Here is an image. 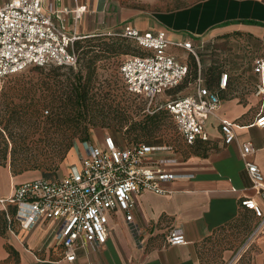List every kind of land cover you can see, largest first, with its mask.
Here are the masks:
<instances>
[{"label":"crops","instance_id":"obj_1","mask_svg":"<svg viewBox=\"0 0 264 264\" xmlns=\"http://www.w3.org/2000/svg\"><path fill=\"white\" fill-rule=\"evenodd\" d=\"M41 1L55 24L70 35H109L128 28L141 33L165 31L173 41L189 40L194 45L237 34L256 41V49L264 54V0H203L148 17L118 12L115 5L101 8L99 0ZM79 7L83 8L77 13ZM223 73L228 75L226 87L219 88V76L216 87L210 89L219 95V107L205 122L207 140L189 145H202L201 154L191 155L186 161L174 159L169 168L180 176L161 184L163 194L143 191L134 197L132 217L139 229L138 241L131 235L124 213L116 209L108 214L105 244L95 251L80 249L75 261L68 262L54 245L53 223L41 221L29 231L21 230L16 223L7 222L0 204V264L10 258L16 264H202L201 247L218 231L246 222L256 229L258 220L253 212L240 205L247 198L261 203L240 148L245 142L251 143L255 152L249 159L264 175V128L255 124L264 115V94L248 96L239 87H229L233 74ZM254 75L258 86L264 84V75ZM222 120L234 126L235 140L227 145L220 130ZM22 175L13 176L9 165L0 166V200L7 199L13 187L24 182H16ZM8 214L12 216V208H8ZM171 230L181 233L185 243L168 245L166 236ZM255 235L264 242V235ZM231 254L225 251L223 259H230ZM261 255L260 264H264V251Z\"/></svg>","mask_w":264,"mask_h":264},{"label":"built area","instance_id":"obj_2","mask_svg":"<svg viewBox=\"0 0 264 264\" xmlns=\"http://www.w3.org/2000/svg\"><path fill=\"white\" fill-rule=\"evenodd\" d=\"M111 36L127 39L140 51L139 55H126L119 64L117 74L126 91L145 100L148 109L163 94L155 110L169 115L183 142L192 145L206 141L204 125L219 107L217 94L202 84L200 76L192 94L172 96L169 93L188 74L187 63L172 50L180 49L196 57L192 42L173 41L165 31L141 33L128 28ZM80 38L62 31L45 11L41 0L0 3V87L7 78L29 67L75 68L77 56L73 44ZM254 73L264 75V57L255 59ZM227 80L226 73L220 75V89L226 87ZM257 94H264V84L258 86ZM255 124L264 128V115ZM220 130L226 145L235 140L233 124L222 120ZM164 150L167 148L141 143L129 145L109 135L103 137L101 145L84 141L78 163L63 177L37 178L15 185L10 196L0 200L2 211L8 223L14 222L24 231L33 229L41 221L53 223L54 245L61 249L68 262L75 261L80 249L95 251L105 244L108 214L116 209L124 213L129 231L138 241L139 229L132 217L134 197L143 191L163 194L161 184L180 176L169 168L174 159L155 156ZM254 152L250 142L241 145L240 157L261 203L247 198L240 205L251 210L258 220L254 235H264V175L249 159ZM8 208L13 209L12 216ZM166 243L181 245L185 240L177 230H171Z\"/></svg>","mask_w":264,"mask_h":264},{"label":"rangeland","instance_id":"obj_3","mask_svg":"<svg viewBox=\"0 0 264 264\" xmlns=\"http://www.w3.org/2000/svg\"><path fill=\"white\" fill-rule=\"evenodd\" d=\"M203 0H99V7L115 5L119 11H124L136 17H148L159 12H168L196 4ZM107 33V32H106ZM110 33V32H109ZM116 36L100 34L96 35L89 45L94 46L92 53L83 57L80 52L79 63L73 68V74L79 73L81 81L88 76L91 78V86L98 96L99 103L97 113H94L95 127L90 131L86 141L101 145L105 135L112 136L117 141H125L129 144H145L155 147H165L167 150L156 153V157L186 161L191 155L201 154L202 145L189 146L177 134L169 116L163 110H155L162 102L163 94L157 96L154 103L148 109V104L140 97L127 93L117 74L119 64L126 55H135L131 42H121V48L129 49L128 54H105L100 43L111 42ZM84 41V40H82ZM88 43L82 44L87 47ZM256 41L249 37L231 34L218 37L211 42H194L196 57L185 53L180 49L172 52L185 60L189 67V76L172 96L192 94L194 82L193 71L190 67L192 58L196 62L197 73L210 79L216 85L217 78L223 72H230L233 76L229 79V87H239L242 93L257 95L258 83L254 75V61L264 57L256 49ZM81 51V49L79 50ZM98 55L100 59L86 69L84 66L88 58ZM55 66H45L41 69L29 67L23 72L7 78L0 87V129H5L4 135L11 139L14 146L15 157L23 160L22 163L33 170L22 173L17 181H30L37 178L58 179L63 177L69 168L78 163L82 142L78 120L68 116L60 110L59 115L49 108L31 107L28 110V120L9 123L6 127L8 113L4 110V102L11 96V87L24 81L45 82L50 86L56 82H63L69 77V70L58 68L59 76L53 77L52 70ZM206 73H209L207 76ZM254 75V76H253ZM52 86H50L51 88ZM213 88V87H210ZM170 93V94H171ZM15 105L22 104L20 95H15ZM219 96V95H218ZM42 94H36L41 99ZM19 111L20 109H15ZM74 144L66 153L67 143ZM11 149V146H9ZM9 161L7 162V164ZM18 176V175H17ZM23 183V182H22ZM17 185V184H16ZM0 215V229L3 227ZM255 222V221H253ZM247 223V222H246ZM237 224L212 235L201 247L200 260L202 264H260L261 254L264 251V242L260 235H253L249 223ZM252 223V221H251ZM225 251H232L230 259H223ZM5 264H16L10 258Z\"/></svg>","mask_w":264,"mask_h":264},{"label":"trees","instance_id":"obj_4","mask_svg":"<svg viewBox=\"0 0 264 264\" xmlns=\"http://www.w3.org/2000/svg\"><path fill=\"white\" fill-rule=\"evenodd\" d=\"M94 37L95 36H84L74 41L73 50L77 56V65L79 63L80 52H82L81 54L83 55V57L90 55L92 53L91 50L93 49L91 48L94 46H91L89 44L94 40L92 39ZM116 37H117L116 39H111V42L100 43L103 47L101 50L105 54H112L114 56L128 54L129 49L121 48L120 41L123 42H130V41L120 36H116ZM85 43H88L87 47L82 46V44ZM132 46H133V51L134 50L137 51V53L134 51L135 55H139L140 54L139 49L133 43ZM80 49L81 51H79ZM98 59H100L98 55H93L92 58L90 57L87 59L84 66L86 67V69H89ZM190 67H192V71H193L192 81L195 83L198 76H200L202 83H204L201 77V73L200 72L197 73L196 62L193 58L190 61ZM34 68L41 69L42 67L34 66ZM56 68L57 69L52 70V73L54 74L53 75L54 78H56V76H59V74H57L56 72L58 68L68 69L69 77H66L63 82H56L54 84H51L50 85L52 86L51 88L48 85V83L32 82L30 80L24 81L22 83H19L18 85H14L13 87H11L10 90L11 96L6 99L3 105L5 112L8 113V118L6 120V127L7 124L9 123L19 122V120L25 122L26 120H28L29 113L28 110L26 109H29L31 107L35 108L34 110L38 109L39 107L49 108L51 111L54 110L56 112L55 113L56 116L61 114L59 113L60 110L62 112L64 110H67V112H63V113H65L68 116H72L76 120H78L79 129L81 132V138L79 139V142H84L87 140L91 129L95 127L96 123L94 122V113L100 111L98 109L99 103L96 102V98L98 96L100 97V95H98L96 92L93 91L94 87L91 86V78L89 76L85 78L83 81H81V77L78 75L79 73H76V75L74 76L72 75L71 77V74H73L72 71L73 68L71 67H56ZM189 73L190 71L188 67L187 77L189 76ZM208 74L209 73H206L205 76H207ZM186 79L184 81H186ZM205 79H206L205 83H207L208 85L207 88L214 89L216 87L213 80L209 81L210 79L207 78ZM182 87L183 85H180L177 88L171 90L169 93L174 91L176 92L179 88ZM38 93L43 95L41 99L36 98V94ZM16 94H18V96L20 95V100L23 101L22 104L18 106L15 105ZM1 96L2 93L0 94V99ZM15 109H20V110L16 111ZM0 124H1V120H0ZM4 131L5 129L4 130L0 129V166L9 165L10 171L13 176L21 175L26 171L33 170L34 168L30 169L27 167V165L22 163L23 160H18V158L15 157L14 146L11 145V139H9V137L7 138L4 135ZM73 144H74L73 142L67 143V146L65 148L66 153L69 151V149L72 147ZM129 145H133V144H129ZM9 146H11V149H9ZM8 161L9 163L7 164ZM43 179H47V178H43ZM49 180H53V179H49Z\"/></svg>","mask_w":264,"mask_h":264}]
</instances>
